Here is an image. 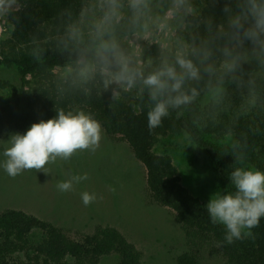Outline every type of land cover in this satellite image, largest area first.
<instances>
[{
    "label": "clouds",
    "instance_id": "obj_1",
    "mask_svg": "<svg viewBox=\"0 0 264 264\" xmlns=\"http://www.w3.org/2000/svg\"><path fill=\"white\" fill-rule=\"evenodd\" d=\"M29 3L0 0V41L13 37L18 14ZM49 23L41 20L38 30ZM51 25L55 32L44 42L32 36L30 55L44 64L49 44L63 58L54 73L60 102L72 93L89 100L109 93L111 106L123 94L135 93L137 110H147L149 130L162 127L173 111L180 115L201 97L213 123L233 109L237 96L234 123L264 117V0H70ZM151 45L157 46L156 55ZM55 111L54 118L9 137L0 165L8 176L42 171L58 158L68 160L99 147L103 129L90 112L71 107ZM261 123L253 119L249 131L261 134ZM226 141L238 165L230 173L234 191L217 192L206 209L213 224L225 227L224 239L231 244L252 236L264 217V171L246 163V134L236 140L229 127ZM85 179L86 174L73 176L56 187L69 192ZM81 199L87 206L97 197L83 192Z\"/></svg>",
    "mask_w": 264,
    "mask_h": 264
},
{
    "label": "trees",
    "instance_id": "obj_2",
    "mask_svg": "<svg viewBox=\"0 0 264 264\" xmlns=\"http://www.w3.org/2000/svg\"><path fill=\"white\" fill-rule=\"evenodd\" d=\"M69 3L70 0H30L28 8L18 14L17 29L7 40L6 49L0 52V89L9 93L0 103V136L8 127L23 134L33 123L54 118L56 107L90 112L104 132L111 138L123 139L143 165L149 198L172 210L186 246L175 258L176 264H200L207 254H217L221 264H264V217L259 226L252 229V236L228 244L224 239L225 227L211 222L207 202L180 182L170 155L155 149L162 137L184 132L188 140L190 138L191 143L205 153L212 178L226 194L234 191L230 173L238 165L230 143L216 142L213 138L226 139L229 127L236 140H242L246 134V163L264 171V131L257 135L249 131L253 119L260 122L264 117L250 116L234 123L233 112L240 103L237 96L233 98V109L221 113L219 122L213 123L201 97L182 114L173 111L162 127L149 130L147 110H137L140 101L135 93L123 94L120 101L111 106L109 93L90 100L72 93L58 101L54 73L64 60L45 44L49 48L45 63L36 62L30 55V41L33 35L41 42L53 35L55 28L51 19L59 8ZM215 13L219 20V9ZM41 20L50 23L38 30ZM150 48L151 54L156 55L157 46ZM4 72L11 73L17 81L13 83L1 77ZM260 127L264 130V123ZM111 253L118 256L117 264H140L141 252L112 226H97L92 233L73 238L63 228L23 210L0 211V264H98L102 256Z\"/></svg>",
    "mask_w": 264,
    "mask_h": 264
},
{
    "label": "rangeland",
    "instance_id": "obj_3",
    "mask_svg": "<svg viewBox=\"0 0 264 264\" xmlns=\"http://www.w3.org/2000/svg\"><path fill=\"white\" fill-rule=\"evenodd\" d=\"M6 45L7 41H0V52ZM1 77L17 81L11 73H1ZM8 95V90L0 89V103ZM15 133L20 132L8 127L0 136V165L6 159L2 153L7 141ZM213 140L230 143L223 138ZM155 149L170 155L180 182L200 200L208 203L217 192L225 194L211 176L205 153L184 132L162 137ZM85 174L87 179L74 183L72 191H58V182ZM83 192L95 194L97 199L85 206ZM6 208L50 221L73 238L92 233L97 226H112L141 252L140 264H176L177 255L186 250L172 210L149 198L143 165L123 139L111 138L104 130L95 152L80 151L68 160L58 158L42 171L26 170L13 178L0 167V211ZM217 256L207 254L200 264H221ZM117 263L114 253L98 262Z\"/></svg>",
    "mask_w": 264,
    "mask_h": 264
}]
</instances>
